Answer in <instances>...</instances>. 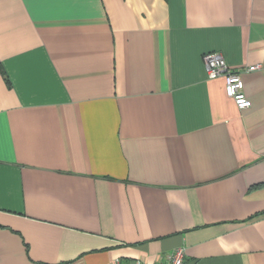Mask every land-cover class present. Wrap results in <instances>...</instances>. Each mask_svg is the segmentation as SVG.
<instances>
[{
  "label": "crops",
  "instance_id": "1",
  "mask_svg": "<svg viewBox=\"0 0 264 264\" xmlns=\"http://www.w3.org/2000/svg\"><path fill=\"white\" fill-rule=\"evenodd\" d=\"M258 62L264 0H0V264H264Z\"/></svg>",
  "mask_w": 264,
  "mask_h": 264
},
{
  "label": "built area",
  "instance_id": "2",
  "mask_svg": "<svg viewBox=\"0 0 264 264\" xmlns=\"http://www.w3.org/2000/svg\"><path fill=\"white\" fill-rule=\"evenodd\" d=\"M205 72L208 78L224 77V92L226 96L231 98L237 108H246L250 106V100L243 92V81L238 71L230 69L224 58L219 52H207L203 55ZM248 71H260L264 73V62H258L249 65ZM184 248H175L165 261H157L153 264H184ZM113 264H120L116 258ZM134 264H143L140 260H136Z\"/></svg>",
  "mask_w": 264,
  "mask_h": 264
}]
</instances>
